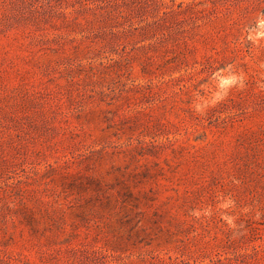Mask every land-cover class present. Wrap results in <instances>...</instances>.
<instances>
[{
  "label": "rangeland",
  "instance_id": "1",
  "mask_svg": "<svg viewBox=\"0 0 264 264\" xmlns=\"http://www.w3.org/2000/svg\"><path fill=\"white\" fill-rule=\"evenodd\" d=\"M0 264H264V0H0Z\"/></svg>",
  "mask_w": 264,
  "mask_h": 264
}]
</instances>
